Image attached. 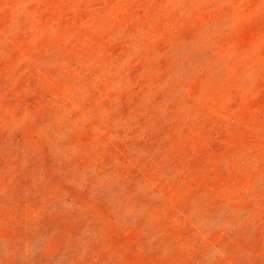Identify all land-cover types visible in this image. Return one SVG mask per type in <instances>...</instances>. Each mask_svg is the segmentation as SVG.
Masks as SVG:
<instances>
[{
    "label": "rangeland",
    "instance_id": "obj_1",
    "mask_svg": "<svg viewBox=\"0 0 264 264\" xmlns=\"http://www.w3.org/2000/svg\"><path fill=\"white\" fill-rule=\"evenodd\" d=\"M0 264H264V0H0Z\"/></svg>",
    "mask_w": 264,
    "mask_h": 264
}]
</instances>
